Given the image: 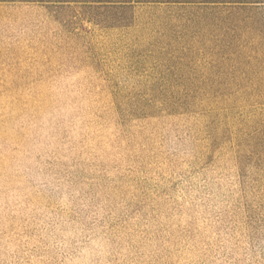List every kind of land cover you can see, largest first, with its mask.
Instances as JSON below:
<instances>
[{"label": "rangeland", "instance_id": "rangeland-1", "mask_svg": "<svg viewBox=\"0 0 264 264\" xmlns=\"http://www.w3.org/2000/svg\"><path fill=\"white\" fill-rule=\"evenodd\" d=\"M91 12L115 23L80 24L91 60L69 46L58 57L51 48L38 57L32 48L24 62L0 64V243L25 245L24 264H100L78 253L94 212L82 208L87 193L70 181L85 180L66 174L71 159L57 155L63 134L83 130L64 125L71 117L64 110L87 105L83 122L123 130L135 149L146 141L154 155L169 158L147 165L148 172L161 176V189L179 203L190 199L187 213L201 231L208 224L216 233L222 216L219 205L204 201L202 165L209 157L219 155L230 189L242 190L243 210L236 194L226 193L237 199L235 222H226L236 236L214 234L192 259L178 255V244L165 264H264V0L132 2ZM16 97L32 99L28 121L19 118ZM193 135L206 152L187 165L170 146L187 150L180 155L188 158ZM126 192L96 206L110 218L124 215L135 207ZM44 238L53 243L39 249ZM106 258L158 264L147 262L145 252Z\"/></svg>", "mask_w": 264, "mask_h": 264}, {"label": "trees", "instance_id": "trees-1", "mask_svg": "<svg viewBox=\"0 0 264 264\" xmlns=\"http://www.w3.org/2000/svg\"><path fill=\"white\" fill-rule=\"evenodd\" d=\"M157 1L170 0H0V64H20L27 60L32 48L37 50L38 57L46 55L48 48L52 49L53 56L58 57L70 46L90 59L93 53L85 41L80 24L83 21L102 26L115 24L113 19H107L108 17H94L92 10L125 8L132 2ZM96 63L99 66L97 61ZM30 102L32 99L28 97L14 98L19 118L22 117L24 121H28L31 116ZM64 104L68 105L67 102ZM45 106L51 107L49 104ZM83 108L77 111L73 108L64 110L71 114L70 118L63 121L64 125H83V130L80 133L63 134L64 141L57 143V155L65 152L66 157L71 159L68 161L70 169L66 174H82L85 180L70 181L77 193H87L81 198L82 208L86 213L94 212L89 217L91 225L87 233V244L80 248L79 254L91 253L96 262L112 264L106 258L107 254L115 259H127L131 253L139 255L145 252L147 262L153 260L158 264H165L168 256L178 250V244L181 245L178 255H187L192 259L196 257L199 247L207 249V245L213 243L209 241L214 238V234L236 236L237 233L230 227L235 222V201L238 199L242 210L244 208L242 190L230 189L228 177L222 175L217 163L216 157L219 155L214 159L209 157L205 167L202 165V170L206 173L203 182L204 201H214L213 204L219 205L222 214H219L217 220L219 227L216 233L210 232L208 224L201 228L204 230L203 238V230L199 229L194 218L187 213L190 199L179 203L172 193L168 194L161 189L163 178L148 172L147 165H156L169 158L154 155L155 151L146 141L139 143L136 147L138 151L128 141L129 137L123 130L112 127L94 128V125H89L93 123L91 119L83 122L81 119L85 116L83 113L86 112L87 105ZM60 112L61 109L58 110V113ZM94 116L95 112L92 113V119ZM198 140V137L192 136L190 146L188 145V158L180 155V152L187 150L181 151L183 149L180 147L171 145L173 157L192 165L193 161L204 156L206 152L205 149L202 152L198 149ZM169 148L163 151V154ZM241 183L240 186H247L242 177ZM127 189L131 190V200L134 201L135 207L124 215L110 218L109 212L101 211L96 206L98 202L112 203ZM229 191L236 194L235 201L227 197L226 193ZM230 220L232 223L227 225L226 222ZM52 243L51 238H44L37 247L48 248ZM0 244H3L0 249V264L25 263L21 257L26 252L25 245L14 244L10 238ZM101 257L106 260L105 263L101 261ZM185 263L187 262L183 260V264Z\"/></svg>", "mask_w": 264, "mask_h": 264}]
</instances>
